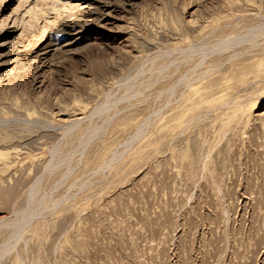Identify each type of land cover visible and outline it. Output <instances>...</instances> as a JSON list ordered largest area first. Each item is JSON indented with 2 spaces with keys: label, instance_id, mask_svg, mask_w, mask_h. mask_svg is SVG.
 <instances>
[{
  "label": "rangeland",
  "instance_id": "374dc122",
  "mask_svg": "<svg viewBox=\"0 0 264 264\" xmlns=\"http://www.w3.org/2000/svg\"><path fill=\"white\" fill-rule=\"evenodd\" d=\"M0 264H264V0H0Z\"/></svg>",
  "mask_w": 264,
  "mask_h": 264
}]
</instances>
